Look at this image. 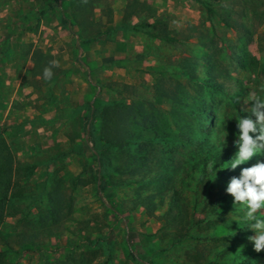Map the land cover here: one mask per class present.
I'll list each match as a JSON object with an SVG mask.
<instances>
[{
	"label": "rangeland",
	"instance_id": "374dc122",
	"mask_svg": "<svg viewBox=\"0 0 264 264\" xmlns=\"http://www.w3.org/2000/svg\"><path fill=\"white\" fill-rule=\"evenodd\" d=\"M202 1L200 22L170 24L182 44L159 46L143 36L138 53L117 44L114 0H0V264H264V250L256 252L248 240L255 233L234 220L241 205L227 188H211L200 173H182L183 202L169 213L167 190L149 216L138 201L154 189L132 185L100 193L86 141L94 101L141 105L146 114L154 112L153 103L155 121L176 134L180 127L196 130L190 115L205 105L216 114L207 126L211 145L221 150L216 138L225 129L223 149L235 147L237 121L231 118L250 115L241 111L251 106L246 99L264 95V0ZM216 50L221 90L200 94L170 73L181 58L202 61ZM149 55L157 61L145 62ZM51 61L53 75L45 80ZM161 63L169 65L164 75ZM176 82L178 96L163 99ZM102 126L94 121L98 139ZM199 146L162 148L190 158ZM262 160L254 156L245 168ZM126 178L113 173L120 183ZM115 206L123 211L120 218L112 213Z\"/></svg>",
	"mask_w": 264,
	"mask_h": 264
},
{
	"label": "trees",
	"instance_id": "16d2710c",
	"mask_svg": "<svg viewBox=\"0 0 264 264\" xmlns=\"http://www.w3.org/2000/svg\"><path fill=\"white\" fill-rule=\"evenodd\" d=\"M207 10H209V14L214 12L208 6ZM212 19L213 17L205 18L206 21H211ZM156 24V29L155 27L152 29L144 25L141 26L145 30L144 33L147 38L152 40V42L160 40L162 43L160 46L168 45L174 47L183 43L178 34L177 36L171 35L167 28L168 25L162 20ZM225 24L228 25L227 22ZM197 39L200 40L201 36H198ZM157 51H159L158 48ZM217 51L219 50H216L210 57H204L202 61H200L199 57L181 58L175 66L177 71L171 70L170 73L183 77L188 82V85L191 88H197L200 94L208 95L213 89L221 90L219 87L223 85L215 81L220 76L219 60L215 57L218 54ZM160 65L162 70L160 75L169 72V65L163 63ZM175 86V89L170 87L165 92H162L161 97L167 100L177 97V92L181 89V85L176 82ZM148 105L154 110L153 113L151 112L152 114H146L142 111L141 105L114 103L113 105L109 104L101 107L95 101L89 104L86 141L91 143L93 147L92 154L98 165L99 190L101 194H104L109 187L139 185L140 188L154 189L155 191L152 192V195L138 201L145 208L147 214L152 216L159 208L155 198H159L161 202L166 198L165 192L171 190L172 207L168 212L172 214L174 206L181 201L183 202L181 195L182 186L187 187V183H182V173H200L205 183L219 191L227 188L233 177L238 178L240 176L245 164L237 166L235 170L221 169L220 167L234 156L237 148L226 147L223 151H218L211 145V134L207 131V126L209 123L215 124L214 118L216 114L205 105L193 110L190 115L191 122L195 120L197 123L196 130H193L192 127H180L181 134L174 133L170 130V127L165 129L164 124L156 122L155 107L153 103H148ZM135 110L140 113L137 114ZM159 114L162 116L161 112ZM138 118L139 121H136ZM96 119H101L103 123L100 131L102 137L100 139L97 138L94 129V121ZM194 131L198 133V137L195 136ZM164 144L182 145L183 147L191 144H200V146L190 158H186L184 155L179 158L174 157V155L169 156L171 153H165L162 148ZM115 161H117V164L114 163ZM214 161H216L214 169H220L217 171L216 178L214 173L208 171V165ZM249 162L250 160L247 163ZM236 170L239 171L238 174ZM33 172L34 167L31 169V174ZM113 173L124 174L127 178L123 183H120L113 179ZM157 190H159L158 193ZM4 209L5 206L0 204V218ZM111 209L116 218L122 216L123 211L118 206ZM130 254L136 259L134 251L130 252ZM246 260L247 258H243L242 262H246Z\"/></svg>",
	"mask_w": 264,
	"mask_h": 264
},
{
	"label": "clouds",
	"instance_id": "9594fccd",
	"mask_svg": "<svg viewBox=\"0 0 264 264\" xmlns=\"http://www.w3.org/2000/svg\"><path fill=\"white\" fill-rule=\"evenodd\" d=\"M49 67L43 69V77L48 80L52 77V67L56 61H51ZM241 111L250 113L248 116L231 118L237 121L235 147L237 151L221 169L235 170L237 166L247 163L254 156H264V95L254 94L246 99V105ZM254 117V119H253ZM228 132L224 129L217 139V146L223 151ZM216 161L208 165V171L216 174L220 169H214ZM227 193L234 198V204H240L241 209H236L238 215L234 219L239 226L247 225V230L255 234L248 237L254 250H264V160L251 167L243 168L240 176L233 177L227 187Z\"/></svg>",
	"mask_w": 264,
	"mask_h": 264
},
{
	"label": "crops",
	"instance_id": "0c3cea01",
	"mask_svg": "<svg viewBox=\"0 0 264 264\" xmlns=\"http://www.w3.org/2000/svg\"><path fill=\"white\" fill-rule=\"evenodd\" d=\"M114 4L115 21L118 22L114 25V30L118 31L114 35L119 41L117 44L121 46L120 48L125 45L133 46L138 53L142 52L146 44L142 25L156 29V23L162 20L168 25L171 35L177 36L178 30L171 28L170 24L179 23L181 27L193 26L202 20L204 7L202 0H114ZM120 33H123L122 38ZM153 42L159 46L162 44L160 40ZM157 59L149 55L144 61L150 63Z\"/></svg>",
	"mask_w": 264,
	"mask_h": 264
}]
</instances>
